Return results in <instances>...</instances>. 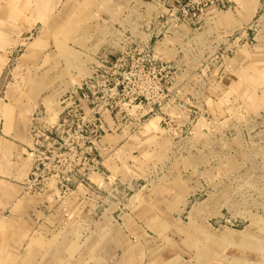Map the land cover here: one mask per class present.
Here are the masks:
<instances>
[{
    "label": "rangeland",
    "instance_id": "1",
    "mask_svg": "<svg viewBox=\"0 0 264 264\" xmlns=\"http://www.w3.org/2000/svg\"><path fill=\"white\" fill-rule=\"evenodd\" d=\"M231 2L0 0V264H264V0Z\"/></svg>",
    "mask_w": 264,
    "mask_h": 264
},
{
    "label": "crops",
    "instance_id": "2",
    "mask_svg": "<svg viewBox=\"0 0 264 264\" xmlns=\"http://www.w3.org/2000/svg\"><path fill=\"white\" fill-rule=\"evenodd\" d=\"M16 26V22L0 19V57H7L13 48L17 46V42L23 40L21 37L26 35V30L23 33L18 32ZM8 89L7 85L0 86L2 96V99H0V183L14 185L18 182L19 177L26 175L28 166L19 160V155L23 153L21 152L22 147L15 139L19 133L22 134V130L14 124H17V114H12L9 124H5V121L9 120L2 108L6 106L5 100L7 99L5 97L9 95L8 98L13 99L16 95L15 93L12 96L14 92ZM9 104L10 102L7 103V105Z\"/></svg>",
    "mask_w": 264,
    "mask_h": 264
},
{
    "label": "built area",
    "instance_id": "3",
    "mask_svg": "<svg viewBox=\"0 0 264 264\" xmlns=\"http://www.w3.org/2000/svg\"><path fill=\"white\" fill-rule=\"evenodd\" d=\"M156 6L159 8H163L167 11L173 12V10L184 9L188 6H191L193 9V5H195L196 11H201L202 7H207L211 9H228L231 7V0H152ZM234 4V3H233ZM199 6L201 7L199 9ZM203 10V9H202ZM177 21V18L174 17V22Z\"/></svg>",
    "mask_w": 264,
    "mask_h": 264
},
{
    "label": "bare ground",
    "instance_id": "4",
    "mask_svg": "<svg viewBox=\"0 0 264 264\" xmlns=\"http://www.w3.org/2000/svg\"><path fill=\"white\" fill-rule=\"evenodd\" d=\"M235 1H236V3L239 2V3L243 4L246 7H248L250 5V2H251V0H235Z\"/></svg>",
    "mask_w": 264,
    "mask_h": 264
}]
</instances>
